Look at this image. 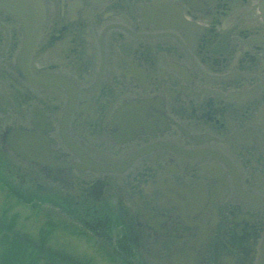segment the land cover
<instances>
[{
	"label": "flooded vegetation",
	"instance_id": "1",
	"mask_svg": "<svg viewBox=\"0 0 264 264\" xmlns=\"http://www.w3.org/2000/svg\"><path fill=\"white\" fill-rule=\"evenodd\" d=\"M29 4V53L0 8L3 196L61 199L114 264H264L260 0Z\"/></svg>",
	"mask_w": 264,
	"mask_h": 264
},
{
	"label": "rangeland",
	"instance_id": "2",
	"mask_svg": "<svg viewBox=\"0 0 264 264\" xmlns=\"http://www.w3.org/2000/svg\"><path fill=\"white\" fill-rule=\"evenodd\" d=\"M0 192V264H114L111 245L100 242L76 214L45 197ZM73 210V209H72Z\"/></svg>",
	"mask_w": 264,
	"mask_h": 264
},
{
	"label": "water",
	"instance_id": "3",
	"mask_svg": "<svg viewBox=\"0 0 264 264\" xmlns=\"http://www.w3.org/2000/svg\"><path fill=\"white\" fill-rule=\"evenodd\" d=\"M29 3L30 0H0V8H4L16 14H19L24 18V23L26 24V41H27L26 48L24 50L25 53H29L30 49H32L33 47V45L30 43L31 40L33 39L32 32L34 27L32 21L29 19V16L31 15L32 5ZM260 9L264 19V0H260ZM29 13L30 15H28ZM9 147L11 150L15 151V147L12 141H9ZM20 149L22 150V153H24L25 158L27 159L34 160L41 158L39 154L40 152H42V149L39 147L36 148L33 147L27 149L24 148L22 145H20Z\"/></svg>",
	"mask_w": 264,
	"mask_h": 264
}]
</instances>
